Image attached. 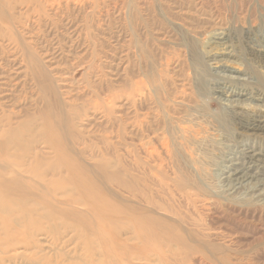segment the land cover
<instances>
[{
  "label": "rangeland",
  "instance_id": "1",
  "mask_svg": "<svg viewBox=\"0 0 264 264\" xmlns=\"http://www.w3.org/2000/svg\"><path fill=\"white\" fill-rule=\"evenodd\" d=\"M32 1H17L8 13L22 26L18 36L27 47L28 56L32 57L33 53V58L42 60L44 68L61 88V102L79 112L80 118L74 121L73 126L84 134L82 147L86 161L102 164L109 173H117L119 179L126 182L133 176H146L148 158L145 152L150 145L157 148L160 141H165L171 155L165 159L158 148L155 158L157 155L158 159L164 158L165 165L161 170L152 168L149 181L155 182L162 172L173 180L172 174L175 173L191 184L188 186L193 193L203 194L200 196L198 193V198L204 207L194 209L193 215L200 227L192 235L194 242H199L203 250L196 248L198 244L195 243L197 252L193 247V252H182L175 257L168 255L167 261L172 264H264V203L253 206L241 188L235 194L233 190L225 193L228 187L224 181L233 172L229 163L232 156L228 154L231 145L239 137L246 138L254 133L241 129L238 120L218 101V91L222 88L247 93L248 96L239 99L245 105L252 101L249 95L264 92V0ZM218 26L226 30L225 37L216 33ZM0 33L5 35L6 32L1 28ZM3 44L7 55L2 57L6 59L1 63L8 65L5 69V74H8L15 68L9 61L20 57L16 52L13 54L14 45ZM46 58H53L50 64ZM24 62L18 59L16 63H21V73L16 74L13 70L9 76L6 75L12 87L7 88L11 89V92H6L10 94L9 102H1L4 104L0 114L9 121L6 128L10 132L33 123L28 132H23L27 137V153L37 154L42 165L53 164L55 156L45 149L42 141L37 139L36 144H31L41 122L36 120V111H33L36 91L26 75L29 63ZM136 85L151 95L153 91L158 93L151 102L146 101V96L138 97L137 93L133 100L140 105V111L129 105L123 106ZM97 95L101 97L102 109L98 115L101 121L92 122L87 118L91 112L83 107ZM234 99L237 100L236 97ZM39 104L37 108L42 109ZM21 106L27 110L25 113ZM28 112L32 114L29 118L25 116L26 113L29 115ZM136 118L143 127L134 130ZM255 136L257 142H264V132ZM134 166L140 172L137 173ZM263 177L258 178L261 180ZM236 178L239 177H233ZM47 179L55 182L49 188L48 196L43 193L46 197L37 195L28 201L21 199L23 205L20 199L11 198L14 206L6 205L13 209L16 207L12 216L11 213L10 216L5 214L6 207L0 204V264L102 263L104 259L98 258L94 252L95 245H84L87 240L93 241L95 237L90 232H95L97 226L104 227V232L116 229L115 226L102 224L98 210L95 216H87L82 211L87 210L85 207L65 206L64 197H74L68 187L59 185H65L66 173L48 176ZM261 181L264 186V178ZM245 183L248 182H244L242 187H246ZM61 187L55 192L57 195L50 191ZM101 194L121 202L115 207L119 211L123 208L120 218L127 221L131 205L125 204L128 200L126 194L120 193L119 199L116 193H110L113 196ZM78 213H82L83 220L78 219ZM208 221L214 224L212 232L220 230L221 236L205 232ZM87 248L93 249L92 254ZM172 257L176 261L172 262ZM142 264L153 263L144 261Z\"/></svg>",
  "mask_w": 264,
  "mask_h": 264
},
{
  "label": "bare ground",
  "instance_id": "2",
  "mask_svg": "<svg viewBox=\"0 0 264 264\" xmlns=\"http://www.w3.org/2000/svg\"><path fill=\"white\" fill-rule=\"evenodd\" d=\"M17 1L19 2L25 0H0V29L2 28L3 32L4 31L6 32L5 35L3 33L2 34L0 33V70H1L0 71V96H1L0 111L2 105L4 103L7 104L9 102L8 97H10V94L8 95V93L6 92H11L9 91L11 89L9 90L7 89L10 86L9 85L10 80L6 75L11 73L13 70L16 72V74L21 73V69H22L20 65L21 63L16 64L18 62V59L20 60V62L24 60L25 62L28 61L29 64L27 65L29 66L28 68L27 66L25 67V69L27 68L26 75L29 77L33 89L36 91V93H34L36 102L34 103L35 107L33 108L34 109L33 111H36V116H37L36 120L38 119L41 122L38 131L34 134V136H32L31 144H36L37 139L42 141V144H44L47 147V148L45 147V149H47L50 153H52L55 156V162L53 164L46 163L42 165L40 164V162L42 161H40L37 154L30 155L29 153H27L26 148L28 147V145L25 143L27 137H25L26 135H24L23 132H28L29 131L28 129H30L28 127L29 126L32 127L33 123L31 124L28 123L26 124L27 126L24 125L19 126L16 131L10 132L6 128L8 126L9 121H7L4 115H1L2 114L1 111L0 114V190H1L0 204L6 207L5 210L7 213L5 212L4 213L8 214V216H10L9 214L11 213L12 216V213L16 212L14 210L16 207H14L13 209V207H9L8 205H6L7 203H9L12 206H14L11 203L12 202L11 200H13L11 199L12 197H16V199L17 198L20 199V203H21L22 202L21 199H25L28 201L30 197L35 198L37 195L43 197H46V195L48 196L50 194L49 188L55 183L53 182L54 180L47 179L48 176L54 177V176H59L62 173H66L67 180H65L64 182L65 185L63 184H59V185L63 187L64 186L68 187L70 191L73 192L74 197L73 196L64 197L66 198V201L63 200L64 203H66L65 206H68L67 204H70V205L85 207L88 211L87 210L85 211L82 210V211L85 212L86 213L85 215L87 216L89 215L95 216L96 213L101 212L100 220L102 224L106 226L112 224L116 228L114 230L110 229L109 232H104L105 230L104 227L98 228L97 226L95 228V232L89 231L95 238L93 239V241L87 240L84 246L92 247L93 245H95L93 249L94 252L97 253L98 255L97 257L104 259V261L100 264H142V262L144 261L153 264L155 262L157 264H166V263L172 264L169 261H167V259L170 258L168 257V255L175 257L178 254H181L182 252L192 251L195 243L196 244L199 243V242L197 243L196 241L194 242L192 235H194L197 229L200 227L198 221L196 219H193L194 209L196 210L204 207L203 205L204 203L201 204V201H199L200 198H198V193L200 194V192H198L197 194L193 193L192 189L189 188L188 186L189 183L187 184L184 180L176 176V174L173 172H172L173 173L172 176L174 177L173 180L169 179V177L164 175L162 172L160 176L157 174L158 177L156 178L155 182L149 181V176L151 174L152 168H156L155 170L158 169L161 170V168H163V166L165 165L164 164L165 159H169L171 155L170 154L171 152L169 153L168 150L169 148L167 147L165 141H160V143L157 144V148L156 145L155 146L150 145V147L148 148L149 150L145 152V155L148 158L147 159L148 173L146 174V176L144 174H142L143 176L141 175L133 176L129 178L126 182L119 179L117 173L116 174L109 173L102 164H92L90 163V161L89 162L86 161L85 158L86 155L82 147L84 142V137H83L84 134L82 132H77L73 126L74 121L80 118V114L76 109L68 108L65 106L64 103L61 102L60 98L61 99L63 98L61 97L62 96L61 88L59 85H57L58 83L56 84V82L52 78L53 76L51 77V74L47 72L46 68H44L43 65L44 63L42 64L41 62L42 60L41 61L38 59L36 60L35 59L36 57L33 58V56H35V54L33 55V53H32V57L28 56V53L25 50L27 47H24V42H22L18 36V33L20 31L19 29H21L22 26L19 21L12 18V16H10L9 14L10 8L15 6V4L18 3ZM29 1L33 2L32 0ZM37 7L39 8V6ZM39 10H41V8ZM35 18L33 17V19ZM27 20L28 18L25 19L26 23H28ZM24 25L26 26V24L23 22V26ZM215 31L216 33H218L219 37L220 36L225 37L224 33L226 30L223 27L218 26V28H216ZM28 34L29 33H27L26 35ZM3 43L6 44L10 43L11 45H14L13 54L14 52H16V56L20 57V58L14 57L9 61V64L15 66V68H12L13 70L10 72L8 70L9 72L8 74H5V69L8 65L3 64L6 58H2L7 55V53L4 52L6 49ZM50 59L52 60L53 58ZM50 59L47 60L49 64L51 63ZM58 59L60 58L58 57ZM57 63L59 62L57 61ZM24 73L25 72L23 71V76ZM12 80L14 81L13 78ZM11 87L12 86H10V88ZM218 92L220 94L218 96L219 98L218 101H221L222 105L226 108V110L230 112L234 116V118L238 120V124H240L241 129H245L247 131L254 133V134H250L249 137L247 136L246 138L239 137V139L235 140L231 145L232 149L229 150L228 154L230 153L232 158L229 159L228 157V159H229V163L233 166L232 167L233 172L232 174H230L231 173L230 172L229 173L230 175L224 179V181L227 183L226 187H228V190H226L225 193H229L230 191L233 190L232 193L235 194L237 189L241 188L244 191L246 197H248V200H251L253 206L256 204L260 205L261 202L264 203V200L262 199L264 197V186L263 184L261 185L262 182L261 180L264 178L263 177L264 176V142L263 143L257 142L255 140L256 139L255 135L256 133L264 132V92L257 91L252 96L249 95V98H251L252 100L250 102V105H245L244 104L245 102L239 101V99L242 98L243 96L246 95L248 96V94L245 92H241V91L237 92L236 90L233 91L230 90L229 88H222ZM137 93H138V97L141 95L146 96L145 97L147 99L146 101H150L153 97L156 98V96H158V93H155L153 91L151 95L149 94L150 92L145 91L143 87L136 85L135 88H133V93L128 95L127 100H125V104H123V106L129 105L139 110L140 105L138 106L135 102V99L133 100L134 96H136ZM234 97H236L237 100L236 99L233 100ZM25 98H28V96L27 97L25 96ZM221 98H223V100ZM37 101L42 105V109L37 108L38 106ZM14 103L17 104V102ZM156 103L157 102H155V104ZM28 104L26 105V107L29 110ZM11 108H9V110ZM21 108L23 109L22 106ZM83 108L91 112L90 115L87 117L89 121L92 122L101 121V117L99 116L100 118H98V115H101L100 111L102 109L101 97L99 95L85 102ZM25 110L24 113L27 111ZM16 113L15 115H17ZM31 115L30 113L29 115H27L26 113L25 116L29 118V116ZM147 115H150V113ZM22 116H23V112H22ZM141 127H143L142 122H140L139 119L136 118L134 121V130L140 129ZM190 134H192V132ZM251 137H253V139ZM252 140H253L252 145H250ZM158 148L162 151L165 159L164 158L158 159L159 157L158 155L155 158V155L158 153L157 152ZM175 156H173V158ZM40 157L43 161H45L41 155ZM134 168H136V166H134ZM137 169L139 168H136V172ZM237 176L239 178L233 179V177H237ZM258 177H263V178L260 180ZM127 182H129V184ZM244 182H248L245 183L246 187H242ZM237 186L238 188H236ZM60 189H62V187L58 189H50V191H53V193L57 195L55 192ZM108 191L110 192L108 193ZM101 192L107 194L116 193L118 199L120 193L126 194L129 201L126 200L127 201L126 202L124 200L125 204L129 205L130 203L131 205V206L129 205L130 214L128 215L129 218L127 219V221L125 220L124 222V219L120 218V211H122L123 208H121L122 210L120 209L119 211V209L115 207L116 204L121 205V202L119 200L113 201L112 197L109 198L103 197ZM43 193H46V195H43ZM62 195L65 196L66 192H62ZM110 195L113 196L112 194ZM226 196L228 195L226 194ZM205 197L208 198L207 196ZM55 199H59V198H55ZM110 202H112L113 204ZM21 204L23 205L24 203ZM125 204L124 202H122V205ZM196 205L197 207H195ZM0 210L2 209L0 208ZM24 211L23 213H25ZM19 213H20V209H19ZM81 214L78 213L77 215L78 219H82ZM21 215H24L22 214V211H21ZM21 215L19 218H21ZM23 217H25V215ZM20 221H22V218ZM16 223L17 222H15V224ZM212 225H214L212 221H208V223L205 225L206 227L205 232L207 233L211 232L210 234L212 235L215 234V237L216 235H220L221 234L220 230H218L220 234L218 233V231L217 233L212 232V228L214 227V226L211 227ZM217 225L218 224H216V226ZM83 226L84 228H86L85 223ZM200 233H204V231L201 232L200 230ZM212 239H214V236ZM199 247L201 250H203L202 245L198 244L196 246V248ZM93 249L90 250V248H87V251L92 254ZM206 250H208V248ZM197 251L198 250L196 249V252ZM173 257L171 259L172 262L173 260L176 261L175 258Z\"/></svg>",
  "mask_w": 264,
  "mask_h": 264
}]
</instances>
